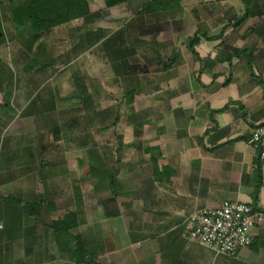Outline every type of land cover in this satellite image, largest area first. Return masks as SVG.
Listing matches in <instances>:
<instances>
[{"label":"crops","instance_id":"1","mask_svg":"<svg viewBox=\"0 0 264 264\" xmlns=\"http://www.w3.org/2000/svg\"><path fill=\"white\" fill-rule=\"evenodd\" d=\"M258 4L262 13L241 23L242 0H129L106 7L116 18L111 20V34L120 30L117 33L129 47V57H134L128 72L136 73L132 63L140 65L143 79L155 86L138 95L147 96L149 104L163 101V115L153 122L163 125L162 142L138 151L121 147V152L129 154L121 163L125 182H113L109 200L113 207L105 206L94 228L83 223L77 226L81 237L91 234L88 242L83 239L85 252H78V257L74 242L68 235L57 234L50 223L73 211L74 195L87 193L82 178L74 182L79 189L71 187L70 179L77 178L71 174L69 182L54 180L52 187L49 183L43 187L45 181L39 177L23 175L22 161H1L0 187L6 190L0 198V264H264V223L252 229V245L234 256L211 253L190 240L185 230V220L192 213L223 200L264 208V157L259 158L257 149L247 143L250 131L264 121V0ZM200 32L220 37H202L194 56L188 39ZM252 36L262 43L255 50L244 46L251 50L250 65L256 78L249 70L247 54L234 55L237 48H244L240 41ZM167 62L172 65L165 68ZM138 77L140 82L136 80L131 87L134 93L143 85ZM125 80L117 79L118 83ZM25 82L33 99L39 87ZM7 119L1 110L0 120ZM7 146V152L17 148ZM152 147L159 150L156 176ZM78 150L83 151L82 147ZM162 165L163 181L156 178L157 166ZM257 167L261 186L255 196ZM143 170L149 175H143ZM12 198L20 204L9 202ZM24 203L33 204L27 217ZM4 217L11 220L10 227ZM12 217H20V224Z\"/></svg>","mask_w":264,"mask_h":264},{"label":"rangeland","instance_id":"2","mask_svg":"<svg viewBox=\"0 0 264 264\" xmlns=\"http://www.w3.org/2000/svg\"><path fill=\"white\" fill-rule=\"evenodd\" d=\"M56 1L60 9L58 6L52 7V12L48 11L50 15L64 9L63 0ZM84 2L87 4L80 7V14L76 18L33 32L27 18L20 20L24 21L22 24H17L13 19V10L26 4V0H0V111H6L8 116L7 120H0V155L6 152L2 159L0 156V162L22 161L20 171L23 175L39 177L45 181L43 187L46 183L52 187L54 180L69 182L67 176L71 174L77 177L70 179L71 187L79 189L80 185L74 182L82 178L87 193L74 195L70 205L73 211H81L78 212L82 216H78V226L83 223L82 226L94 228L105 206L113 207L109 201L112 198L110 175L116 184L118 180L125 182L123 173L126 171L121 170V163L129 154L121 152V147L128 150L127 146H131L138 151L143 146L162 142L159 134L163 133V125L153 122L161 112L163 115V101L159 98L157 104H149L145 102L147 96L138 95L142 90H154L153 83L143 79L145 73L140 65L131 64L136 73L112 77L109 58L114 46H103L108 56H102L97 51L102 47V40L95 43L94 39L99 29H103L105 36L114 35L110 29L113 26L111 20L116 19L115 14L106 10L102 0ZM117 32L121 31L114 33ZM125 38L128 40L127 36ZM128 43L137 45L132 40ZM240 43L243 47H254V50L260 48L258 44H262L254 36L242 39ZM125 48L129 51L126 43ZM43 64L47 65L43 67ZM26 70L29 72L26 73ZM138 76L142 78V88L137 89L136 93L134 88L129 98L125 92L131 90L136 80L140 82ZM122 78L126 80L118 83L117 79L121 81ZM25 80L39 87L38 95L33 99L30 98L33 92L26 91ZM74 83L84 84L91 96L84 94L83 100L69 97L72 92L79 91ZM159 94L163 95V91ZM7 145L17 148L7 152ZM78 147H82L83 151L79 152ZM152 152L156 157L152 161V172L156 176L159 150L152 147ZM131 155L133 157L135 152ZM157 171L156 178L163 181V165L157 166ZM141 173L149 175L148 170ZM0 188L2 198L6 189ZM9 202L13 203L11 200ZM120 202L124 204L126 201ZM12 208L17 210L15 206ZM22 208L27 217L31 206L24 203ZM2 219L5 225L11 226V220L6 217ZM12 220L20 224L21 219L12 217ZM71 232L67 238L76 246V236L79 235L77 227ZM79 236L84 245L83 239L87 238L88 242L91 234ZM89 264L98 263L91 261Z\"/></svg>","mask_w":264,"mask_h":264},{"label":"trees","instance_id":"3","mask_svg":"<svg viewBox=\"0 0 264 264\" xmlns=\"http://www.w3.org/2000/svg\"><path fill=\"white\" fill-rule=\"evenodd\" d=\"M27 3L24 4L21 7H18L13 10V19L17 24H22L24 21H20L21 19L27 18L29 20V25L31 30L34 31H40L42 29L47 28L48 26H52L55 24H59L63 22L64 20H71L76 18L77 14H80V7L86 5L84 0H63L62 1V6H64V9L60 10L59 13H55L54 15H50L52 12V7H57L58 2L56 0H26ZM86 1V0H85ZM129 0H103L104 7H112L115 5H119L122 3H125ZM242 2L245 5V12L243 14L242 20H240L238 23H241L244 21L246 18L254 15H259L262 13V9L259 8L258 0H242ZM39 4V6H38ZM152 4V3H151ZM43 6V7H42ZM50 6V7H49ZM147 7V6H146ZM145 7V8H146ZM57 8L60 9L58 6ZM50 11V13H48ZM47 12V13H46ZM256 30V29H254ZM101 32V33H100ZM114 34V33H113ZM104 35V36H103ZM93 36V35H91ZM94 37V36H93ZM206 38V39H216L220 36L216 37H209L205 33H198L194 34L193 36L189 37L188 39V48L189 50L193 53L194 56H197V53L195 51V45H197L200 42L201 38ZM92 38V37H91ZM95 43L100 42L101 40V51L104 52L106 56H108L105 52H107V49L103 48V46L108 47V46H114L113 51L110 53V58L109 62L111 63V70L113 72L114 76H126L130 74L129 69V54H128V49L125 48V43L122 38H120V35L118 33L114 35H109L105 36L103 29H99V34L96 36L94 39ZM250 49L244 47V48H237L234 51V55L240 56L241 54H247L248 56V65H249V70L251 72V75L255 77L254 71L251 68V61H252V54L250 53ZM161 64V67L163 69V60L159 62ZM47 64H43V67H45ZM172 65V62H167L165 63V68H168ZM256 78V77H255ZM260 81L259 79H257ZM75 86L78 88V92H72L69 97L72 98H77L78 100L84 99L82 95L86 94V96H91V93H88V90L86 86L82 83H74ZM133 88L131 90H128L125 92V95L129 96V98L132 97L133 95ZM38 95V94H37ZM68 98V97H66ZM81 100V101H82ZM84 102V101H83ZM225 108L221 109L224 110ZM220 111V110H219ZM118 119V118H117ZM152 150L151 148H149ZM148 149V150H149ZM155 159V157H153ZM114 183L112 180V176L110 175L109 179V186L112 189L114 187ZM261 186V170L259 167H257L256 170V185H255V190L254 194L255 196L257 195L259 188ZM12 202L14 204H20L18 200H15L12 198ZM28 204V203H27ZM31 206V204H28ZM51 227L54 229V231L57 234L61 235H70L72 230L78 226V216L75 211H71L63 217L62 220H56L52 221L50 223ZM85 252L84 245L82 243V239L80 238L79 235L76 236V249H75V256L78 257L80 253ZM83 256V255H82ZM83 258V257H82ZM81 258V259H82ZM80 259V258H79Z\"/></svg>","mask_w":264,"mask_h":264},{"label":"built area","instance_id":"4","mask_svg":"<svg viewBox=\"0 0 264 264\" xmlns=\"http://www.w3.org/2000/svg\"><path fill=\"white\" fill-rule=\"evenodd\" d=\"M247 143L264 157V121L250 131ZM264 223V208L254 203L223 200L203 207L185 220L187 237L215 255L234 256L254 242L252 229Z\"/></svg>","mask_w":264,"mask_h":264}]
</instances>
